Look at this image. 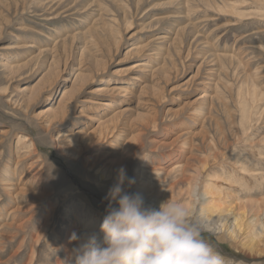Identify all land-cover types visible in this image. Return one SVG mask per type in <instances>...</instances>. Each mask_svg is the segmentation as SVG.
<instances>
[{"label": "rangeland", "instance_id": "obj_1", "mask_svg": "<svg viewBox=\"0 0 264 264\" xmlns=\"http://www.w3.org/2000/svg\"><path fill=\"white\" fill-rule=\"evenodd\" d=\"M121 167L229 264H264L217 229L240 202L264 223V0H0V264L102 239Z\"/></svg>", "mask_w": 264, "mask_h": 264}, {"label": "clouds", "instance_id": "obj_2", "mask_svg": "<svg viewBox=\"0 0 264 264\" xmlns=\"http://www.w3.org/2000/svg\"><path fill=\"white\" fill-rule=\"evenodd\" d=\"M135 182L125 168L117 171L104 198L102 239L95 231L73 232L69 239L76 246L62 264H225L182 203L148 206L142 194L129 191Z\"/></svg>", "mask_w": 264, "mask_h": 264}, {"label": "bare ground", "instance_id": "obj_3", "mask_svg": "<svg viewBox=\"0 0 264 264\" xmlns=\"http://www.w3.org/2000/svg\"><path fill=\"white\" fill-rule=\"evenodd\" d=\"M132 23H128V28L130 27ZM128 30V29H127ZM18 65H15V67H17ZM81 78V77H80ZM27 87L20 89V92H26L27 91ZM28 94V93H27ZM257 94V92H254V95ZM47 112H51L49 111V109H46V111H44L43 113H47ZM63 112V111H62ZM42 114V113H41ZM56 115V114H55ZM57 117V116H56ZM55 117V118H56ZM85 120H92L94 121L93 117H89L86 116L84 117ZM46 120V119H45ZM106 127V126H105ZM104 129V128H103ZM102 129V130H103ZM98 131V130H97ZM104 138V137H103ZM128 151V150H127ZM132 151V150H131ZM120 166V165H118ZM244 166L246 167V169H250V163L246 162L244 163ZM29 174V173H27ZM224 179H221L217 176H214L213 178H211V182L213 184H215L217 181H219V185L220 183H222ZM211 185V184H210ZM218 186V185H217ZM217 186H214V189H217ZM209 189V187H208ZM207 189V192H205L206 196H213V192H209ZM137 192H139L140 194H142L143 197L147 196V194L141 193L140 189L137 190ZM218 193V192H217ZM216 195L219 196V201L220 203L223 202V193H218ZM204 194V195H205ZM20 195V194H19ZM215 195V196H216ZM214 197V196H213ZM196 201V200H195ZM194 201V202H195ZM225 201V200H224ZM163 201H158L156 203L157 207H159V205L162 203ZM247 204L249 203H239L237 205V212L235 213L233 210L234 208H231V210L228 211V209H226L225 211H228L229 214L227 215H223L221 216L223 219L226 218L225 221H223V219L220 221V226L219 228H217L219 231H221L222 235H224V237H228L229 240H231L236 246L237 248H241L243 249V252H248L250 255H260L264 253V223L260 222L258 219L254 218V216H252V218H248L246 219L245 217H247L248 215V211L246 212V208H247ZM155 205V206H156ZM214 205V204H213ZM213 208H216L215 206H213ZM190 207V206H189ZM192 208V207H191ZM226 208V207H225ZM264 209V208H263ZM28 210V208H27ZM236 210V209H235ZM232 212H234V214L230 215ZM222 215V212H219L218 215ZM231 217V221L230 222L229 219ZM99 218V217H98ZM260 218V217H259ZM215 225V224H214ZM16 226V225H15ZM210 227V226H209ZM207 227V228H209ZM17 228V227H16ZM100 228V227H99ZM99 228L97 230H99ZM214 230V229H213ZM225 264H229L228 261L225 260Z\"/></svg>", "mask_w": 264, "mask_h": 264}]
</instances>
